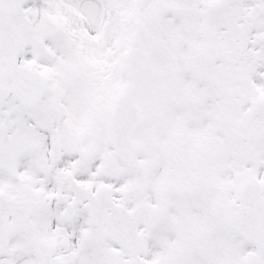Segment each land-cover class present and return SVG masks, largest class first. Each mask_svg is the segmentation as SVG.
Returning a JSON list of instances; mask_svg holds the SVG:
<instances>
[{"label": "snow or ice", "instance_id": "snow-or-ice-1", "mask_svg": "<svg viewBox=\"0 0 264 264\" xmlns=\"http://www.w3.org/2000/svg\"><path fill=\"white\" fill-rule=\"evenodd\" d=\"M0 264H264V0H0Z\"/></svg>", "mask_w": 264, "mask_h": 264}]
</instances>
